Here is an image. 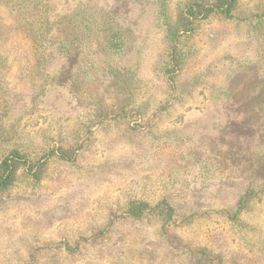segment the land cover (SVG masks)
<instances>
[{
    "label": "rangeland",
    "instance_id": "rangeland-1",
    "mask_svg": "<svg viewBox=\"0 0 264 264\" xmlns=\"http://www.w3.org/2000/svg\"><path fill=\"white\" fill-rule=\"evenodd\" d=\"M20 1L0 2V53L5 55L0 57V118H4L0 120V152L7 146H19L37 154L55 140L63 139L71 144L78 135L87 136L82 138L84 148L77 163L53 160L41 175L33 178L21 172L8 191H0V264H116L113 262L116 259L120 264L162 262L170 257L165 252L169 243L164 236L154 235L159 224L150 220L146 225H125L119 221L126 197L132 191L148 198L156 197L160 191L172 192L174 184L167 180L170 174L166 172L169 160L173 164L171 179L179 176L184 185V188L176 186L179 193L190 192L197 199L205 198L212 207L218 205L214 200L216 195L234 196V189L217 187L222 182L220 166L210 175L205 171L219 158L203 155L222 148L220 145L233 134V122L223 123L225 115L237 119L257 118L262 124L257 131L264 132V21L257 18L262 15L264 20V0H240L241 23L228 24L214 18L201 24L194 37L183 39L179 50L185 63L177 74L171 75V90L166 86L168 81L160 64L164 56L163 35L148 29L151 26L148 19L153 20L151 11L142 17L148 26L140 23L139 31L129 38V42H134L133 58L140 62L139 70L133 72L135 79H127L123 72L110 83L116 86L110 90L108 83L103 84L104 79H97L93 64L97 61L89 51H84L85 46L77 42L76 36L70 37L68 44L56 40L55 48L72 54L66 71L74 76L69 80H74L72 96L75 99L71 100L76 107L79 104L75 109L67 94L66 97L52 94L49 102H45L52 77L34 66L38 42L35 40L39 37L33 29L35 22L29 21L32 17L26 22L18 20L15 6ZM98 1L116 3L115 0ZM167 1L171 15L179 19L177 6L186 0ZM46 4L57 10L59 23L77 7L76 1L70 0H46ZM64 22L60 24V36L66 29L77 28V22L71 25ZM92 41L97 48L98 39L92 38ZM174 41L171 35V45ZM103 85L108 94L105 101L117 99L116 90L123 99L133 89L145 101L152 102L157 96L171 100L174 105L157 132H136L131 127L140 122L135 115L128 119H100L85 111L84 107L98 97L97 90L104 88ZM111 108L106 106L108 111ZM7 119L10 123L4 122ZM64 123L70 125L65 127L68 124ZM140 128L141 125L136 130ZM109 130H114L119 140L109 141L105 136ZM134 136L135 143L130 144ZM154 136L170 137L171 145L153 143ZM234 147H230V152L236 153ZM252 150V154L264 160V150ZM176 151L183 154L178 155ZM209 180L213 184L209 185ZM260 208L252 218L257 222L259 215L264 230V205ZM110 217L115 218L114 229L118 233L112 232L115 235L107 239L92 238L94 230L105 225ZM217 222L202 224L197 238L191 237L187 229L181 233L185 230V236L192 241L219 246L227 252L224 260L229 264H264V251L257 248L261 236L247 232L248 238L242 240L229 231L227 224ZM66 242L73 247L81 245V252L71 255L64 248ZM249 248L250 251L244 250ZM219 249L215 247L216 254Z\"/></svg>",
    "mask_w": 264,
    "mask_h": 264
},
{
    "label": "trees",
    "instance_id": "trees-1",
    "mask_svg": "<svg viewBox=\"0 0 264 264\" xmlns=\"http://www.w3.org/2000/svg\"><path fill=\"white\" fill-rule=\"evenodd\" d=\"M70 1H76L77 7L71 14L63 16L60 23L58 16L55 15L57 10L50 9L46 4V0H21L15 6L18 20L26 22L32 17L29 21L35 22L37 26V28H35L36 26L33 28L36 30L37 37H39L38 40H35L38 42L34 53V66L40 67V71L49 73L52 77L48 81L49 87L45 93V102H49L52 94H62L64 97L67 94L70 100L73 98L74 80L69 79H74V76H69L71 71L69 73L66 71V68L70 65L69 57L72 54L69 50L60 49L62 50L60 51L55 48L54 43H56V40L68 44V39L72 38L73 35L76 36L77 42L85 46L84 51H89L88 53L97 61L96 64L93 63L97 69V79H104L103 84L108 83V89L110 90L111 86L116 87L110 83L115 82V78H119L123 72H125L127 79H135L133 72L139 70L140 62L138 63L133 58L132 47L134 42H129V38L133 37L136 31H139L140 23L147 24V21L144 22L142 17L151 11L153 20L148 19L151 25L148 29L151 31L158 30L163 35L165 42L164 56L160 64L168 81L166 86H169L171 90V78L173 79L171 75L177 74L183 63H185L179 50L183 39L190 36L194 37L201 24L208 23L214 18H219L228 24L241 23L238 11L240 0H186L177 6L179 19L171 15V6L167 0H115L116 3H111V5L98 0H88V4L84 0ZM0 2H3V0H0ZM40 5H43L42 8ZM262 13L264 15V11ZM257 18L264 21L262 15ZM57 20L58 22H56ZM63 20H65L64 23L70 25L71 22H77V28L66 29L63 36H60V24ZM256 22L260 21L256 20ZM46 31L48 33L45 34ZM171 35L175 40L172 45ZM92 38L98 39L96 42L97 48H94L95 43ZM4 56L3 53H0V57ZM86 58L88 57L85 56ZM125 68H127L126 71ZM76 82L78 81L76 80ZM103 86L104 88L97 90L98 97L88 107H84L85 111L97 115L100 119L113 117L128 119L129 116L135 115L136 119L140 120L136 126H131L135 128L133 130L136 132L142 130L151 133L157 132L160 122L171 112V107L174 105L171 100H165L157 96L153 97L152 102H150V99L145 101L143 97L137 96L136 91L133 89L129 90L128 95L125 93L126 97L123 95V99L119 98L120 91L116 90L117 99L110 98L109 101H105L104 99L108 94L106 86ZM71 103L75 109V103L72 100ZM105 105H111L112 108L108 111ZM76 108H79V104ZM230 116L225 115L223 123L225 124L226 121L233 122L231 126L233 134H230V137L226 139V143L223 142L220 145L222 148L217 147L211 153L207 151L203 156L215 160L219 158L218 162L207 166L205 171L209 172L210 175L216 167L219 169L220 166L223 171V174L221 173L222 182H219L217 187L220 190L234 189V196L216 195L214 200L218 202V205L212 207L211 204L206 203L205 198L197 199L190 192L179 193L176 186L184 188V185L181 183L182 180L179 176L171 179V165L173 164L169 160L166 172L170 174L167 180H172L174 184L172 192L160 191L156 197L148 198L132 191L133 193L126 197L119 221L121 219L125 225H146L145 222L150 220L159 224L154 235L164 236L169 243L165 252L171 257V261L169 260L170 257H166L168 258L166 264H229L224 260L227 252L219 249V246L196 240L192 241L185 236V230L181 233L183 229H187L191 232H189L191 237L197 238L200 236L199 228L202 227L201 225L208 224L207 222L211 220L214 223L219 221L227 224L229 231L242 240L248 238L249 234L247 232H253V234L261 236L257 248L259 251H264L262 240L264 230L260 225L261 217L258 215L257 222L252 218L258 212V209H261L260 206L264 205V160L260 159L258 155L252 154L254 153L253 148L257 151L264 150V132L257 131L261 128L258 126L262 124H259L257 118L254 117H240L237 119ZM1 119L4 120L3 117ZM4 122L10 123L8 119ZM85 122L84 129L87 126ZM64 124H68L65 127L70 125L69 123ZM140 125L142 128L136 130ZM108 132L111 135H107ZM85 136L87 134L78 135L74 143L72 142L73 144H68L63 139L55 140L50 146L45 147L37 154H31L30 150L19 146H7L4 151L1 150L0 152V191H8L16 183V179L21 172L33 178L39 174L41 175L53 160H59L65 164L77 163L82 156L81 149L84 148L82 138ZM105 136L109 141L119 140L114 130L107 131ZM136 136L130 140L132 141L130 144L135 143ZM237 137L238 142L236 143ZM151 139L153 143L159 145L166 143L171 145V138L168 136H154ZM97 141L103 143L99 139ZM231 146H235L234 151L236 153L230 152ZM181 153L183 154L181 151H176L178 155ZM185 180H187V177ZM209 182V185L213 184L211 180ZM170 183H167L166 186ZM115 223L114 217L108 218L105 225L94 230L91 235L92 238L107 239L114 236L113 233H118V230L114 229L116 227ZM176 233H180V235H175ZM225 233L228 232L225 231ZM217 237L224 240L222 237ZM89 239L83 238L87 241ZM249 246H253V244H249ZM80 247L79 244L73 247L69 242L64 245V248L71 255L80 253ZM215 247L219 249L220 252L217 253L219 255L215 253ZM250 249L244 250L250 251ZM256 252L260 254V252ZM110 257L114 258L111 254ZM166 258L157 264H164ZM113 262L120 264L119 259Z\"/></svg>",
    "mask_w": 264,
    "mask_h": 264
}]
</instances>
